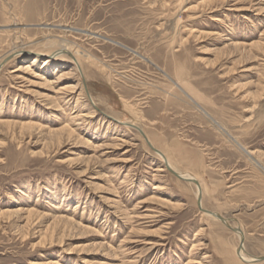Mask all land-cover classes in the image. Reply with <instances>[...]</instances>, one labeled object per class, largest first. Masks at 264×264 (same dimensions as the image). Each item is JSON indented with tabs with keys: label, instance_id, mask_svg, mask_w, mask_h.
<instances>
[{
	"label": "rangeland",
	"instance_id": "1",
	"mask_svg": "<svg viewBox=\"0 0 264 264\" xmlns=\"http://www.w3.org/2000/svg\"><path fill=\"white\" fill-rule=\"evenodd\" d=\"M126 123L264 257V0H0V264H264Z\"/></svg>",
	"mask_w": 264,
	"mask_h": 264
},
{
	"label": "bare ground",
	"instance_id": "2",
	"mask_svg": "<svg viewBox=\"0 0 264 264\" xmlns=\"http://www.w3.org/2000/svg\"><path fill=\"white\" fill-rule=\"evenodd\" d=\"M16 26V25H15ZM18 26V25H17ZM7 27V26H6ZM83 33V32H82ZM14 34V33H13ZM94 34V33H93ZM197 35V34H196ZM96 36V35H95ZM199 36V35H198ZM19 37V36H18ZM98 37V36H97ZM96 37V38H97ZM65 40V39H64ZM66 41V40H65ZM68 42V41H67ZM64 43V42H63ZM115 43V42H114ZM116 44H118V43H116ZM68 46L69 45H66V43H65V45H63L62 46V48L61 49H65V52H66V54H67V56H71V58H72V60L74 61V63H76L77 64V68H79L80 69V63H79V61H78V57H80V55H81V53H84L83 51L81 52L80 51V47H79V49L78 48H76V49H78V50H74L73 51V53H72V51H70L69 49H68ZM124 47V46H123ZM62 52V51H61ZM61 52H57V53H53V54H51V55H43V54H36V57L35 58H33L31 61H30V63L31 64H26V65H21V66H19L18 68H16L15 70H13L11 73H10V77L11 78H14V79H17V80H20L21 81V83H23V84H30V85H32V84H35V82H33V81H30V79H28V77L29 78H32V79H34V80H38V81H41V83H40V85H38V87L40 86L41 88V90H43V91H45V92H52L54 89L56 90H58L57 92H55V93H57V95L56 96H61V94L63 93V95L64 94H69V93H73V91L75 92L76 91V85L75 86H70V84H69V86H65V87H63V88H59L60 86H61V84H63L62 83V81H65V79L66 78H68V77H70L69 75H70V72H72V71H74V68L73 69H70V68H68V70L66 71L63 67H62V65H61V67H58V66H56L55 67V69H54V77H52V79L53 78H55L53 81H49L48 80V77H47V75L49 74V68L52 66V65H54V63H57L58 62V59L59 58H61V57H64V56H62V55H64V54H61ZM64 53V52H63ZM26 54V51H24V50H18V49H15L13 52H12V54H11V57H16V58H22L24 55ZM39 57H46L47 59L46 60H44V66H43V68L44 67H46L45 68V70H46V72L44 73V74H41V70L40 71H37V69H36V65H37V63L39 62ZM81 58H85L84 57V55H82V57ZM13 59V58H12ZM90 56H86V60H88V61H90ZM7 60V59H6ZM90 62H92V61H90ZM56 65V64H55ZM64 66V65H63ZM38 67V66H37ZM40 67V66H39ZM68 67V66H67ZM76 68V67H75ZM67 69V68H66ZM52 70V69H51ZM71 75H72V73H71ZM28 76V77H27ZM76 76V75H75ZM51 77V76H50ZM72 77V76H71ZM171 78V77H170ZM38 81H36V83H38ZM81 82V81H80ZM39 84V83H38ZM78 84V83H77ZM80 85V84H79ZM36 87V86H35ZM59 88V89H58ZM79 88H80V86H79ZM80 90H82L81 88H80ZM79 90V91H80ZM39 92V91H38ZM53 93V92H52ZM80 93V92H79ZM39 95H41L42 97H44V99L48 102V103H50L49 105H53L54 107H57V108H59V104H58V101H56L55 102V100H56V96L55 97H52V96H50V95H48V93L46 94V93H38ZM75 94V93H74ZM72 95V94H71ZM76 95V94H75ZM65 96V95H64ZM79 96H81V95H79ZM62 97V96H61ZM78 97V96H77ZM72 99H73V96L71 97ZM62 99H65V97L64 98H62ZM79 99V98H78ZM61 100V99H60ZM64 101V100H63ZM79 102V101H78ZM59 103H60V101H59ZM77 103V102H76ZM78 104V103H77ZM48 105V106H49ZM78 106H79V104H78ZM76 107V106H75ZM76 110V109H75ZM78 111V110H77ZM204 112V111H203ZM206 113V112H205ZM91 115V114H90ZM16 122V121H15ZM118 122V121H117ZM30 123H32V122H30ZM4 124H6V123H4ZM9 124V125H8ZM11 124H13V122H8L7 123V125L8 126H10ZM216 124H217V122H216ZM15 125V124H14ZM123 125H126L127 127H135V128H137V129H140V127H138V126H136V125H132V124H129V123H126V124H123ZM12 126V125H11ZM66 126V125H65ZM64 126V127H65ZM70 126V125H69ZM219 126V125H218ZM22 127L24 128V129H36V130H42V127L41 126H38V125H34V124H25V125H22ZM71 127V126H70ZM220 127V126H219ZM134 128V129H135ZM221 129H223L222 127H220ZM45 130V129H44ZM141 130V129H140ZM30 131V130H29ZM142 131V130H141ZM54 133H56L57 135H59V134H63V133H67L68 132V134L70 135L71 133H73V131H70L69 129H68V126H66L65 128H63V129H59V130H55V131H53ZM143 132V131H142ZM143 133H145V132H143ZM145 135V134H144ZM71 137V136H70ZM145 137L147 138V140H148V142H149V144H151V146L155 149V150H157L158 152H160V154L162 155V156H160L162 159H163V163H164V166H165V168L168 170V167L169 168H171L175 173H177L182 179H180V180H182L183 181V179L184 180H188V181H197L198 182V180L192 175V174H190V173H184V172H181L179 169H177L173 164H172V162H171V160L162 152V151H160V150H158L156 147H154V145H153V143L150 141V139L145 135ZM230 139H232V141L233 142H235L242 150L244 149L243 148V146L241 145V144H239V142H237V140L234 138V137H231ZM145 141H146V139H145ZM114 144V143H113ZM148 144V143H147ZM148 144V145H149ZM247 151V150H246ZM245 151V152H246ZM247 154H249L250 155V153H247ZM252 154V153H251ZM248 155V156H249ZM79 158V157H78ZM260 160V159H259ZM257 161V160H256ZM261 164V163H260ZM257 165V164H256ZM258 166V165H257ZM162 167V166H161ZM159 171V170H158ZM179 179V178H178ZM188 183H190V182H188ZM199 183V182H198ZM197 195L198 196H201V208H200V210L203 212V213H205V214H207V215H210V214H208L207 213V211H209V210H206V209H204L203 207H202V196H203V190H202V185H200V183H199V187L197 186ZM19 199V198H18ZM115 206V205H114ZM200 207V206H199ZM23 210L24 209H18V210H16V211H13L12 213H21V214H23ZM10 211V210H9ZM35 211V210H34ZM34 211L33 210H27V214H29V216H31L32 217V214H34ZM25 212V211H24ZM211 212V211H210ZM2 213V212H1ZM130 213V212H129ZM20 214V215H21ZM8 215H9V212H8ZM10 215H11V213H10ZM13 215V214H12ZM11 215V216H12ZM18 215V214H17ZM17 215H15V216H17ZM27 217H29L28 215H26ZM3 217H4V215H3ZM10 217V216H9ZM19 217V216H18ZM22 217V216H21ZM41 217H43L42 215H41ZM59 217V216H58ZM33 218V217H32ZM44 218H46V217H44ZM60 218V217H59ZM59 218H57V219H59ZM12 219V218H11ZM14 219V218H13ZM18 218H16V220H17ZM30 219V218H29ZM43 219V218H42ZM62 219V218H61ZM60 219V220H61ZM18 220H20V219H18ZM27 220V219H26ZM66 220H68V219H66ZM4 221V220H3ZM6 221V220H5ZM9 221V220H8ZM74 221V220H73ZM13 222V221H12ZM31 222V221H30ZM29 222V223H30ZM34 222V221H33ZM66 222V221H65ZM29 223H28V225H29ZM229 223V222H228ZM55 225V224H54ZM61 226V225H60ZM13 227V226H12ZM2 229V228H1ZM0 229V230H1ZM54 230V229H53ZM240 230V229H239ZM52 232V231H51ZM57 234V233H56ZM239 236H240V238H241V241H242V239L244 240V237H245V233L242 231V230H240L238 233H237ZM45 236V235H44ZM25 237V236H24ZM62 241H63V239H62ZM42 242V241H41ZM103 248V247H102ZM106 249V248H105ZM107 250V249H106ZM237 257H238V259L240 260V261H242V262H245V263H255L256 262V259H258L257 257H252V256H249L248 254H246V251H245V248H244V244H243V246H240V248L237 250ZM61 258V257H60ZM103 264H108L107 262L106 263H103Z\"/></svg>",
	"mask_w": 264,
	"mask_h": 264
},
{
	"label": "water",
	"instance_id": "3",
	"mask_svg": "<svg viewBox=\"0 0 264 264\" xmlns=\"http://www.w3.org/2000/svg\"><path fill=\"white\" fill-rule=\"evenodd\" d=\"M134 128H135V127H134ZM135 129H137V128H135ZM137 130H138L139 133H140V134L146 139V142L149 144V142H148L147 138L145 137L144 133H143L140 129H137ZM149 147H150V148L152 149V151H154L156 154L162 156V155L160 154V152H158L157 150H155V149L151 146V144H149ZM168 171H169L172 175H174L176 178L182 179L177 173H175V172H174L171 168H169V167H168ZM183 181L193 183V184H195L196 186L199 187V183H198L197 181H188V180H184V179H183ZM198 206H200V208H201V196H199V198H198ZM207 213L210 214V216H212V217L218 219L222 224H224L229 230L233 231L234 233H238V232L240 231L239 229L232 227V226L228 223V221H227L223 216H221V215H219V214H217V213H214V212H210V211H207ZM243 244H244V240L242 239V241H241V246H243ZM256 262H264V257H260V258L256 259Z\"/></svg>",
	"mask_w": 264,
	"mask_h": 264
}]
</instances>
